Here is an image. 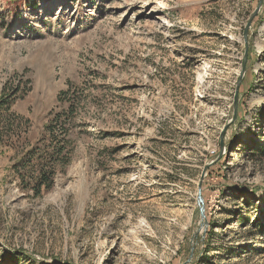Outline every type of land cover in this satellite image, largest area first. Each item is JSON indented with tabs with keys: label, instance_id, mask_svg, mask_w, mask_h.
<instances>
[{
	"label": "rangeland",
	"instance_id": "374dc122",
	"mask_svg": "<svg viewBox=\"0 0 264 264\" xmlns=\"http://www.w3.org/2000/svg\"><path fill=\"white\" fill-rule=\"evenodd\" d=\"M34 1L0 0V264H264V0Z\"/></svg>",
	"mask_w": 264,
	"mask_h": 264
},
{
	"label": "trees",
	"instance_id": "16d2710c",
	"mask_svg": "<svg viewBox=\"0 0 264 264\" xmlns=\"http://www.w3.org/2000/svg\"><path fill=\"white\" fill-rule=\"evenodd\" d=\"M28 1L31 3V0ZM33 6H37V3H33ZM68 94V92H63L60 99H63L62 97ZM7 98L5 96L0 99V145L4 143V133L1 127L5 125L4 123H7L5 119L10 110V102ZM66 111L63 114L58 113L52 117L51 123L45 129V138L39 140L30 150H27L20 163L16 166V171L20 178V188L26 191L32 189L37 198L53 188L57 172L60 169L64 170L67 165V137L69 132L67 124H69L73 114V104L69 105V109ZM65 114L68 116L65 117V123H63V115ZM12 127L13 125L10 123L6 126V130ZM56 129L61 132L62 141L56 140ZM47 136L51 139L49 143L45 141Z\"/></svg>",
	"mask_w": 264,
	"mask_h": 264
},
{
	"label": "water",
	"instance_id": "95a60500",
	"mask_svg": "<svg viewBox=\"0 0 264 264\" xmlns=\"http://www.w3.org/2000/svg\"><path fill=\"white\" fill-rule=\"evenodd\" d=\"M261 3H262V0H261ZM259 10V9H258ZM250 24L251 23H249V26H250ZM245 36H247V31H246V33H245ZM244 70V69H243ZM198 201H199V205H200V211H201V216H202V218H204L205 217V215H204V207H203V199H202V197L199 195V198H198Z\"/></svg>",
	"mask_w": 264,
	"mask_h": 264
}]
</instances>
